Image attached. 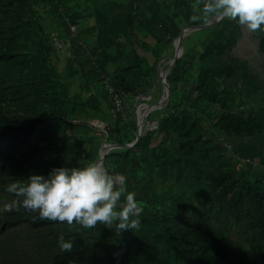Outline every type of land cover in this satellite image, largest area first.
I'll return each mask as SVG.
<instances>
[{"label": "trees", "instance_id": "16d2710c", "mask_svg": "<svg viewBox=\"0 0 264 264\" xmlns=\"http://www.w3.org/2000/svg\"><path fill=\"white\" fill-rule=\"evenodd\" d=\"M94 4L0 0V208L21 199L6 191L9 183L96 162L99 150L84 152L105 141L120 146L101 165L117 187L136 193L140 225L117 232L97 222L86 229L22 206L0 211V264H264V166H245L220 141L263 132L264 110L236 109V89L203 65L212 48L191 50L186 34L166 74L159 123H143L139 139L123 146L136 137V104L145 100L135 98L152 93L181 28L201 23L193 6L148 0L133 19L143 39L99 43L72 29L94 15ZM55 35L71 51L62 70ZM60 234L73 240L71 251L60 249Z\"/></svg>", "mask_w": 264, "mask_h": 264}, {"label": "clouds", "instance_id": "9594fccd", "mask_svg": "<svg viewBox=\"0 0 264 264\" xmlns=\"http://www.w3.org/2000/svg\"><path fill=\"white\" fill-rule=\"evenodd\" d=\"M198 12L201 16L217 14L235 19L251 31L264 32V0H202ZM6 191L21 199L4 204L0 211L22 206L38 211L42 219L69 224L75 221L86 229L97 222L117 232L134 230L140 225L142 208L136 193L117 187L108 170L96 162L82 167H54L47 175L33 172L24 182L9 183ZM57 242L62 251L73 248V240L65 239L63 234L57 237Z\"/></svg>", "mask_w": 264, "mask_h": 264}, {"label": "crops", "instance_id": "0c3cea01", "mask_svg": "<svg viewBox=\"0 0 264 264\" xmlns=\"http://www.w3.org/2000/svg\"><path fill=\"white\" fill-rule=\"evenodd\" d=\"M177 1L184 6H193L192 17H197L195 19L201 24L206 23L203 29L209 28V31L201 29L206 34L199 43L200 47L204 45L206 48H212L203 65L213 68L225 84L236 88L238 106H243L241 109L245 113L264 110V32L251 31L237 20L217 14L201 16L198 9L202 7V0ZM147 2L148 0H139L130 3L129 6L133 5L134 8L132 7L133 13H129L132 19L127 22L125 18L130 19L125 17L128 12L124 13V7L113 2L100 10V17L108 24V21L117 20L122 23L119 27L123 28L129 23L131 27L133 18L145 10ZM211 20L215 21L210 23ZM249 106H253V109ZM220 141L226 143L229 150L240 159H245V166H264V130L250 137L226 136Z\"/></svg>", "mask_w": 264, "mask_h": 264}, {"label": "rangeland", "instance_id": "374dc122", "mask_svg": "<svg viewBox=\"0 0 264 264\" xmlns=\"http://www.w3.org/2000/svg\"><path fill=\"white\" fill-rule=\"evenodd\" d=\"M138 1L139 0H136V2H138ZM88 2H89V5H92L95 2V4L92 6V12L94 13V15L89 17V19H86L85 20V25H83L81 28L74 29V33H75L76 36L82 37V36L88 35L89 33H93L94 37H95V41H98L99 43L103 42V43L107 44L109 42V40L112 39V38H116L118 40H123L125 38L126 34H127V37L131 36V39L132 38L134 39V36L137 37L138 39H143V34H144V36L146 35L145 31L139 32L140 30L136 29L137 28V24L135 22H133V26L131 24V27H130V23H129L127 26H124L122 28V27H119V25L122 24L121 22H118L117 20L116 21H108V22H110V24H108V23H106L105 19L102 20V18L100 17V13H101L100 10L102 8H107L108 6L112 5V2H113V3L121 4V6L124 7V13L128 12L125 17H128L130 19L125 18L126 22H127L128 20L132 19V15L129 14V13H133L132 9L134 8V6L132 5L130 7L129 4L132 3V2L134 3L135 2L134 0H88ZM128 6L130 7V9L128 8ZM136 9L139 10L138 7H136ZM96 10H97V12H96ZM142 11H145V10L143 9ZM136 17L133 18V19H136ZM111 22H113V23H111ZM95 24L97 26L94 28ZM208 29L209 28L206 27L203 30H208ZM203 30H201V29H198V30L193 29V30H190V31H188L186 33L187 35L185 37L186 38L185 41H187V42L185 44L187 45L188 48H190L191 50H199V51L202 50V48L200 47L199 43H200L201 39L204 37L203 35L206 34L205 32H203ZM94 31H95V33H94ZM201 35H202V37H200ZM146 39H147V41H146L147 44H149V43L151 44L152 43L151 38L149 36ZM68 54L69 55L71 54L70 48L68 46L63 47V49H61L58 52H56L55 61H56V64H57L59 70H62L64 67H66V65H67V63H66V55H68ZM169 61H170V59H169ZM158 71H159L158 73H161L162 72V67H159ZM157 84H158V82H157ZM157 84L154 85V88H153L151 94H148V95L139 94L135 98L136 101H138L139 99H144L145 100L144 102H138L136 104L137 109H139L138 110L139 113H141L144 110L145 105L149 101L151 103V105H150V107H149V109L147 111V114L144 117V121H143V123H145L146 126L150 125L151 122H152L151 125H154V124L157 125L159 123L158 119H159V117L162 114L161 111H159V108L165 106V103H163V102H165V92L163 91V86L159 88V89H162L163 94H161V96L158 98V100L154 99L156 94H157V92H158V89L156 90ZM232 89H236V88H232ZM155 90H156V94L154 95V97H152L154 92H155ZM242 107L243 106L239 105V106L236 107V109H240ZM249 107L251 109H253L252 108L253 106H249ZM160 121H162V120H160ZM92 124H95L96 126H99L101 128L103 127L102 123L97 121V120H94L92 122ZM158 129L160 131L165 130V125L161 122L159 124V126H158ZM160 131H158L156 136H154L152 143H155V142L158 141V139L160 137ZM91 143L92 144H90L89 148L86 149L85 152H84L85 155H87V156H91L94 153V151H96V150H99L101 152L102 148H103L101 146L103 141L101 143H98V145H96L94 142H91ZM116 181L117 182L119 181V177L116 178Z\"/></svg>", "mask_w": 264, "mask_h": 264}, {"label": "water", "instance_id": "95a60500", "mask_svg": "<svg viewBox=\"0 0 264 264\" xmlns=\"http://www.w3.org/2000/svg\"><path fill=\"white\" fill-rule=\"evenodd\" d=\"M205 25H206V23H202L200 25H194V26L185 25V26H183L181 28L177 38L173 41V46H174L173 56L170 58V61H169L168 65L166 66V68L164 70H162L161 73H158L159 81H158L156 90L163 86V91L165 92V100L169 96V87H168V83L166 81V74H167L168 70L170 69V67L175 63V60L177 59V57H179L182 54V51L184 49V45H181L182 38L185 36V34L189 30L202 29V28H204ZM156 90H155V92H154L152 97H154V95L156 94ZM150 105H151V103L149 101L145 105V108H144V110L141 113L138 112L139 109H137V107H136V109H135V133H136V137H135V140L132 143H127V144H125L123 146H132L139 139L140 133H141V130H142V124H143V121H144V117L147 114V111H148ZM101 146L103 147V150L100 153L99 159L96 161V163H99L100 165H101V163L103 161V158H104V155L106 154V152L110 148L118 147L120 145L110 144V143H107V142L103 141ZM116 257H117V254H116Z\"/></svg>", "mask_w": 264, "mask_h": 264}, {"label": "built area", "instance_id": "2783aa9c", "mask_svg": "<svg viewBox=\"0 0 264 264\" xmlns=\"http://www.w3.org/2000/svg\"><path fill=\"white\" fill-rule=\"evenodd\" d=\"M72 29L74 30V26H72ZM53 40H54V44L58 50H61V49H63V47L67 46L64 44V42H65L64 38H61V37L55 35ZM151 124H152V122L150 123V125H148L149 128H155L157 126L156 124H154V125H151Z\"/></svg>", "mask_w": 264, "mask_h": 264}, {"label": "bare ground", "instance_id": "6f19581e", "mask_svg": "<svg viewBox=\"0 0 264 264\" xmlns=\"http://www.w3.org/2000/svg\"><path fill=\"white\" fill-rule=\"evenodd\" d=\"M215 20H211L210 23L214 22ZM172 45V44H171ZM168 65V64H167ZM143 108V107H142Z\"/></svg>", "mask_w": 264, "mask_h": 264}]
</instances>
